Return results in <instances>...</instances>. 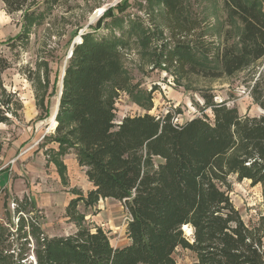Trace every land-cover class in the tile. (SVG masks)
I'll use <instances>...</instances> for the list:
<instances>
[{
	"label": "trees",
	"instance_id": "obj_1",
	"mask_svg": "<svg viewBox=\"0 0 264 264\" xmlns=\"http://www.w3.org/2000/svg\"><path fill=\"white\" fill-rule=\"evenodd\" d=\"M0 1L7 13L37 3ZM44 1L53 6L62 0ZM263 1L223 0L240 31L236 41L228 43L230 36H226L210 51L191 37L197 24L186 0H146L162 6L169 33L170 42L154 54L156 63L172 67L182 79L231 76L255 68L249 94L262 111L258 116L240 115L234 106L215 102L203 92L202 109H209L210 114L203 111L177 123L170 112L163 116L145 112L114 123L115 97L106 88L110 85L118 92L127 86L123 42L113 33L97 36L104 28L98 20L91 32L73 44L62 78L56 126L43 139L56 144L46 151L60 180L67 181L62 157L74 149L91 188L85 195L72 189L75 196L65 213L76 230L43 239L34 251L36 264H176L177 248L194 255L192 264H264V212L254 226H247L229 197L234 177L259 185L264 204ZM130 28L147 47L150 34L142 23L131 21ZM25 39L18 34L12 46H22ZM7 68L9 61L0 54L3 92L1 74ZM5 120L7 116H1L0 122ZM104 198L123 202L126 208L129 242L125 245L113 246L100 227L90 230L80 225L79 203L92 207ZM20 220L25 226L24 219ZM28 221L33 227L32 220ZM184 227L190 228V237ZM0 264L11 262L0 253Z\"/></svg>",
	"mask_w": 264,
	"mask_h": 264
},
{
	"label": "rangeland",
	"instance_id": "obj_2",
	"mask_svg": "<svg viewBox=\"0 0 264 264\" xmlns=\"http://www.w3.org/2000/svg\"><path fill=\"white\" fill-rule=\"evenodd\" d=\"M35 1L13 13H7L0 1V54L9 61V68L1 74L4 92L0 89V101L5 102L0 104V118L7 116L0 122V253L11 264H36L34 251L43 239L74 233L76 226L65 213L68 201L75 196L71 191L75 188L85 195L91 188L84 168L75 162L74 149L62 157L67 166L66 183L59 179L46 151L56 144L43 137L54 132L48 117L58 99L70 46L79 33L91 32L98 20L104 28L95 33L97 36L113 33L123 42L127 86L118 92L110 85L106 88V93L115 97L114 123L145 112L156 116L170 112L177 123L203 111L210 114L209 109H202L203 92L211 94L215 102L234 106L240 115L262 113L249 94L253 67L231 76L190 75L182 79L172 67L156 63L154 54L170 42L161 5H150L146 0H62L53 6ZM186 5L196 20L191 37L199 47L213 51L226 36H230L228 43L236 41L240 27L229 17L223 0H186ZM100 7L103 10L94 16ZM29 14L37 17L32 19ZM135 20L150 34L147 47L139 35L131 33V21ZM18 34L26 39L22 46H12ZM210 65L214 67L212 62ZM230 181V200L244 223L254 226L264 212L261 187L234 177ZM77 210L83 215L81 226L90 230L100 227L113 246L127 242L128 214L123 202L104 198L92 207L79 203ZM21 218L25 226H21ZM29 218L33 227L26 223ZM183 231L190 237V228ZM174 257L176 264H192L194 260V255L182 248L176 249Z\"/></svg>",
	"mask_w": 264,
	"mask_h": 264
},
{
	"label": "water",
	"instance_id": "obj_3",
	"mask_svg": "<svg viewBox=\"0 0 264 264\" xmlns=\"http://www.w3.org/2000/svg\"><path fill=\"white\" fill-rule=\"evenodd\" d=\"M92 21H93V18L90 19V21L88 22V24H90ZM82 34H83L82 32L79 33L78 37H77L76 39H74V41L72 42V44H71V46H70L69 54H68V56H67L66 59H68V58L71 56L72 48H73V44H74V43H78V42L81 41L80 35H82ZM65 65H66V63H65ZM64 70H65V66H64V68H63V70H62V74H61V84H60V90H59V93H58V102H57V107H56V111H55V114H54V118H55L56 113H57V110H58L59 98H60L61 91H62V78H63V76H64ZM55 126H56V124H55ZM55 126H54V128H55Z\"/></svg>",
	"mask_w": 264,
	"mask_h": 264
},
{
	"label": "bare ground",
	"instance_id": "obj_4",
	"mask_svg": "<svg viewBox=\"0 0 264 264\" xmlns=\"http://www.w3.org/2000/svg\"><path fill=\"white\" fill-rule=\"evenodd\" d=\"M102 10H103L102 7L96 9V11H95V13H94V14H95L94 16H96V14H99ZM57 102H58V99H57L56 103L54 104V107H53V109H52V111H51L50 116L48 117V122L50 123V126H51V127H54L55 124H56V121H55V118H54V114H55V111H56ZM40 124H41V123H40Z\"/></svg>",
	"mask_w": 264,
	"mask_h": 264
},
{
	"label": "crops",
	"instance_id": "obj_5",
	"mask_svg": "<svg viewBox=\"0 0 264 264\" xmlns=\"http://www.w3.org/2000/svg\"><path fill=\"white\" fill-rule=\"evenodd\" d=\"M66 155V154H65ZM64 162V161H63ZM75 162H76V159H75ZM64 164L66 165V163L64 162ZM78 165V164H77ZM55 167V166H54ZM66 169H67V166H66ZM55 170H56V168H55ZM67 172V171H66ZM58 174V173H57ZM58 177H59V175H58ZM66 177H67V173H66ZM59 179H60V177H59ZM127 240V242L125 243V244H127L128 242H129V240H128V238L126 239ZM124 244V245H125Z\"/></svg>",
	"mask_w": 264,
	"mask_h": 264
},
{
	"label": "built area",
	"instance_id": "obj_6",
	"mask_svg": "<svg viewBox=\"0 0 264 264\" xmlns=\"http://www.w3.org/2000/svg\"><path fill=\"white\" fill-rule=\"evenodd\" d=\"M129 220V215H128V219H127V221ZM0 223H1V217H0Z\"/></svg>",
	"mask_w": 264,
	"mask_h": 264
}]
</instances>
